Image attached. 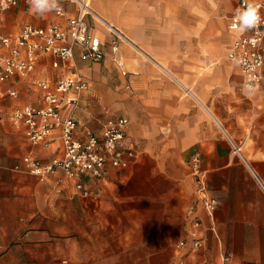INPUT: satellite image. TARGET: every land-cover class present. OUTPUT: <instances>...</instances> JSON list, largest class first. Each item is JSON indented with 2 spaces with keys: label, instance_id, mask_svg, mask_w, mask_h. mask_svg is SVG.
<instances>
[{
  "label": "crops",
  "instance_id": "0c3cea01",
  "mask_svg": "<svg viewBox=\"0 0 264 264\" xmlns=\"http://www.w3.org/2000/svg\"><path fill=\"white\" fill-rule=\"evenodd\" d=\"M238 0H89L84 20L104 56L91 61L75 46L69 61L42 54L31 74L0 82V105H42L39 80L53 82L78 71L89 88L77 105L63 106L80 126L96 131L108 117H125L126 137L136 161L110 168L103 181L76 179L59 170L44 180L27 172L28 153L45 162L60 155L58 127L49 145L32 144L22 126L0 119V264H264V61L261 80L245 85L226 52L236 35L228 29ZM74 13L68 0L61 1ZM1 31L24 24H65L54 11L29 9L27 0L0 12ZM112 26L119 30L111 51ZM13 88L17 97L7 95ZM206 194L216 199L211 212L196 193L192 158ZM154 158L175 180L180 195L199 220L200 244L181 233L178 242L151 244L150 215L126 222L119 212L118 176ZM157 158V159H156ZM166 177V178H167ZM145 221H147L145 226ZM186 237V242L179 241ZM162 256V260H161Z\"/></svg>",
  "mask_w": 264,
  "mask_h": 264
},
{
  "label": "built area",
  "instance_id": "2783aa9c",
  "mask_svg": "<svg viewBox=\"0 0 264 264\" xmlns=\"http://www.w3.org/2000/svg\"><path fill=\"white\" fill-rule=\"evenodd\" d=\"M58 0L60 10L54 11L58 17H65L62 26L51 23L45 26L24 24L16 32L1 31L0 16V82L13 77L25 78L31 74L38 57L51 54L55 57L52 66H57L58 60L69 61L73 49L78 46L83 57L91 61H99L104 51L99 40L90 33L84 18L92 15L89 0H68L74 6V13L67 14ZM9 7L16 4V0H5ZM249 0H238L236 13L229 18L228 29L236 31L226 56L235 62L246 86L258 83L262 78V64L264 61V0H255L260 4L259 9L262 23L257 29L241 31L236 20L237 10L246 7ZM0 6V12L6 10ZM113 35L111 51L115 53L118 40L122 38L119 30L108 26ZM36 85L41 89L42 105L39 107L24 104L13 106L7 111L0 105V119L6 115L14 126H22L27 139L32 144L49 145V136L55 127L59 128L61 153L41 161L28 153L24 157V168L40 180L54 171L59 170L63 175L76 179L75 187L83 195L88 194L84 188V178L103 181L110 168L126 169L136 161L135 144L126 137L125 117H108L100 122L96 131L87 126H80L71 115H62L63 106L77 105L79 95L89 88L88 81L76 70L53 82L39 80ZM7 95L16 98L17 91L7 90ZM1 96V95H0ZM197 157L192 158V171L195 176L196 193L208 212L217 204L215 198L206 194L204 182L198 172ZM190 225L187 235L191 237L193 247L200 244L197 233L199 220L194 210L189 208ZM186 242V237L179 241V245Z\"/></svg>",
  "mask_w": 264,
  "mask_h": 264
},
{
  "label": "rangeland",
  "instance_id": "374dc122",
  "mask_svg": "<svg viewBox=\"0 0 264 264\" xmlns=\"http://www.w3.org/2000/svg\"><path fill=\"white\" fill-rule=\"evenodd\" d=\"M135 165L138 167L118 176L119 195L128 198L127 201L120 200L119 212L124 219L127 213L129 217L134 213L138 223L141 220L137 217L142 212L145 215L148 213L151 244L173 245L178 242L181 233L185 232L189 218L188 205L180 195L175 180H170L167 173L158 169L154 158L147 161L141 159Z\"/></svg>",
  "mask_w": 264,
  "mask_h": 264
},
{
  "label": "clouds",
  "instance_id": "9594fccd",
  "mask_svg": "<svg viewBox=\"0 0 264 264\" xmlns=\"http://www.w3.org/2000/svg\"><path fill=\"white\" fill-rule=\"evenodd\" d=\"M29 9L35 14L44 15L52 11H59L60 6L58 0H27ZM0 6L7 8L9 5L5 0H0ZM261 5L255 0H249L246 7L242 10H237L236 20L238 21L241 31L257 29L262 23V17L259 9Z\"/></svg>",
  "mask_w": 264,
  "mask_h": 264
}]
</instances>
